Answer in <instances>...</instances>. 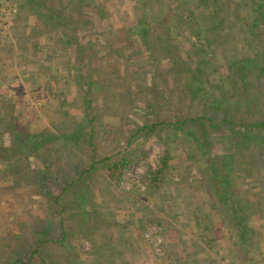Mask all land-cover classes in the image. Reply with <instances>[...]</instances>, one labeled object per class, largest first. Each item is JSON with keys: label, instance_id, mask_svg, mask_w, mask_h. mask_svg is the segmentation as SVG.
I'll return each mask as SVG.
<instances>
[{"label": "rangeland", "instance_id": "1", "mask_svg": "<svg viewBox=\"0 0 264 264\" xmlns=\"http://www.w3.org/2000/svg\"><path fill=\"white\" fill-rule=\"evenodd\" d=\"M39 2L0 0V144L7 149L2 156L0 147V177L3 176L0 184L6 186L16 181L17 184L18 181L26 184L11 191L18 194L29 191V198L31 192H35L32 205L35 204V213L44 218L42 226L58 234L54 231L59 226L58 207H53L48 202L49 198L38 195L36 191L42 184L45 189L56 194L69 176L75 173L71 163L84 164L90 161L84 138L89 130L94 131L97 157L114 155L116 151H123L126 138L143 122H150L152 117L170 122L171 112L179 113L180 109L183 115L203 113L215 116L221 115L226 105L221 104L216 108L211 102V93L202 90L196 92V83L192 90H187L183 86L187 75L183 74L182 80L177 83H173L170 76H166L167 82L156 80L165 91L173 88L174 93L166 95H178L179 103L167 101L165 106L162 98L158 100L159 105L151 106V71L142 66L147 62H139L140 66L121 64L116 68L117 75L110 74L112 57L99 47L88 46L79 61L71 56L74 51L70 48L68 57L71 59L66 65L64 52L54 37L60 28L46 13L48 10L63 12L69 0H43L42 7ZM99 2H104L109 13L101 11L104 22H113V29L120 30L132 25L137 12L131 0H95V3ZM22 5L24 8L21 9ZM84 10L83 16L92 17L97 24L100 16L96 11L90 14L91 10ZM97 29L108 31L110 28L100 24ZM228 43L236 45L239 52L245 44L240 35L237 40ZM139 57L142 55L135 56V59L140 61ZM167 62L166 59L162 60L163 69L168 67ZM95 68L100 75H94L93 72V78L101 81L102 78L110 77L117 82L113 89L118 93H103L96 84H87L82 80V72H92ZM261 83L263 85V80ZM191 93H195V99H190ZM13 127H17V131ZM190 129H197L195 133H199L198 128L192 125L188 127ZM77 130L82 135L80 145L77 138L68 139L66 144L70 154L58 155L56 151L61 150V138ZM184 130L187 131L186 128ZM18 132L24 135L29 133L33 138L22 142L16 137ZM159 137H164V133H141L131 143V148L143 150L144 155L129 163L125 177L138 181L140 194L129 190L128 180L117 184L110 182L99 166L85 175L83 185H87L88 189L80 192V195L86 196V202L80 206L73 200L70 205L69 202L65 205L68 214L66 222L72 231L61 246L49 244L50 258L67 262L65 264H99L93 255L95 243L96 246L113 247V260L110 262L107 257L106 264H119V261H115L118 259L127 261V264H264V186L257 185L259 190L249 189L254 184L251 178L248 185H233L235 192L243 196L244 208L242 206L240 213L242 225L248 228L240 242L232 221L227 215L218 216L216 207L210 203L209 189L201 185L207 183L202 182L198 167L189 165L182 145L170 143L166 146ZM211 137L213 139L214 135ZM44 140L47 141L43 143ZM24 142L33 147L35 145L37 150L32 152ZM198 143L202 150L198 151L205 154L208 147L200 139ZM12 145L13 149L10 147ZM78 145L82 152L74 149ZM209 148L212 155L224 154L223 143L217 138L212 140ZM166 150L169 155L167 171L159 185L160 189L149 188L146 191L150 187L147 173L158 168ZM8 159L16 163L17 169L4 166L3 163L6 164ZM26 160L28 168L34 170L31 172L35 176L34 181L18 179L26 171L23 169ZM14 171V175L8 174ZM236 177L240 180L239 176ZM211 185L215 187L212 179ZM0 191L6 193L8 189ZM1 192L0 212L15 211L21 216L20 219H27V214L32 210L29 211L28 206L20 210V204ZM25 203L28 205V202ZM248 208L255 212L248 214ZM149 220L156 225L149 224L144 228L143 223ZM196 220L201 222L200 226L194 224ZM208 223L211 225L204 229ZM146 231H152L153 238L159 239L155 246L157 252L145 238ZM211 236H216V242L209 249L204 239ZM78 250L81 251L79 256Z\"/></svg>", "mask_w": 264, "mask_h": 264}, {"label": "trees", "instance_id": "2", "mask_svg": "<svg viewBox=\"0 0 264 264\" xmlns=\"http://www.w3.org/2000/svg\"><path fill=\"white\" fill-rule=\"evenodd\" d=\"M131 1L137 15L132 20V25L129 24L130 26L127 25L126 29L121 28L120 30L113 29L115 25L113 22L108 24L104 22L101 11L109 14L104 2L69 0L63 12L48 10L46 14L60 28L54 37L57 45L64 52L63 57H66V65H69L71 59L70 56L68 57L70 48L74 51L71 56L79 61L88 46L99 47L104 50L106 55L112 57L113 66L109 70L110 74L117 75L116 68L121 64L122 66L128 64L140 66L139 62H147L141 65L146 66L151 71L152 89L149 90L153 101L151 106L159 105L158 100L162 98L165 106L167 101L178 104V95H166V93H174L175 90L171 88L165 91L156 80L165 82L166 76H170L173 83H177L182 80L184 74L187 76L184 78L183 86L187 90H192L194 83L198 84L196 92L202 90L204 93H211V102L216 108L217 106L219 108L221 104L226 105L224 111L221 112V115L215 116L203 113L183 115L179 108V113L171 112L173 115L170 122L152 117L150 122H143L141 127L126 138L123 151L119 150L114 155L101 157H97L95 152L94 131L89 130L88 135L84 138L85 145L89 148L90 161L84 164L81 162L71 163L75 173L73 176L72 174L69 176L64 186H60V190L56 194L45 189L42 184L38 186L36 191L38 195L49 198L48 202L53 207H58L59 226L57 230H54L58 234H53V229L42 226L44 218L35 213V204L32 205V202L35 201L33 198L35 192L32 191L31 198H29V191L25 190L19 194L11 191L26 184L19 181L17 184L16 181L7 184L8 188L0 184V190L8 189L6 193L0 191L1 194L13 198L15 203L21 205L20 210H23L24 206H28L29 211L32 210L27 214V219L24 220L20 219L21 216L15 211L5 212L2 210L0 212V264L67 263L50 258L49 247V244L61 246L72 231L69 223L66 222L68 214L65 205L67 202L70 205L74 200L83 206L86 202V196L80 195V192L88 189L87 185H83L86 180L85 175L87 176L91 171H94L97 166L102 168L110 182L117 184L122 180H128L129 190L136 195L140 194L138 181L125 177V170L129 163L142 158L144 155L143 150L141 151L137 147L131 148L133 138L139 137L141 133L146 135L164 133V137H159V139L166 146L170 143L182 145L185 153H187L189 165L198 167L197 170L202 176V182L208 184L201 185L209 189V201L216 207L218 216L227 215L233 223V228L239 233L237 237L240 242L244 239V232L248 230L246 226L242 225L243 217L240 213V210L244 208V199L241 193L235 192L236 189L233 188V185L238 183L248 185V180L251 178L254 184L249 189L259 190L256 188L257 185L264 186V0ZM32 2H36V0H32ZM39 4L42 7L44 5L43 0H40ZM22 8H24L23 5ZM85 8L86 11L91 10L90 14L96 11L100 18H103H99L95 24L92 17L83 16ZM100 24L102 27L108 26L110 29L98 31L97 28ZM223 31L224 33H222ZM239 35L245 42L244 48H241L240 52L236 45L228 43L237 40ZM85 37L87 39H84ZM183 44L188 45V47H184ZM138 55H142L139 57L140 61L135 59V56ZM163 59L168 60L166 69L161 66ZM93 72L94 75H100L98 69L95 68L92 72H82V80L87 84H96L98 90L103 91V93H118L113 89L117 82H114L110 77L102 78L101 81L96 80L93 78ZM115 97L113 96V98ZM113 98L111 97V99ZM193 98H196L195 93L190 97V99ZM93 119L91 118V120ZM190 125L198 128L199 133H195L197 129L188 130ZM16 128L14 131H17ZM18 134L16 137L20 138L22 142L33 138V135L29 133L24 135V133L18 132ZM213 135V139L217 138L223 143L224 154L221 156L212 155L211 148H209ZM76 138L80 145L79 139L82 138V135L79 130L63 136L61 138V150L56 151V153L69 155L71 151L66 140ZM199 139L202 140V144L208 147L204 151L205 154L201 153ZM46 141L42 142L45 143ZM25 145L32 152L37 150L35 145L34 147L29 144ZM79 145L75 146L74 149L77 152H82ZM13 146L10 147L13 149ZM0 147L3 150V156L7 149L2 144ZM167 151L161 158L158 168L149 170L147 173L146 179L149 181L150 187H147L146 191H149V188L150 190L151 188L160 189L167 171L169 156ZM75 155L78 156V154ZM5 162L6 164H3L6 168L11 166L17 169L13 160L8 159ZM205 162L208 164L206 165ZM23 169L26 171H23L18 179L34 181L35 176L31 174L34 170L28 168L27 160ZM8 174L14 175L15 171L8 172ZM236 176H239L240 180ZM211 179L214 181L215 187L211 185ZM1 198L0 200H2ZM25 202H28V205ZM1 209L0 206V211ZM248 212V214H252L255 211L248 208ZM46 220L48 221V216ZM11 224L13 227H10ZM149 224L156 225L152 220H149L143 223V227L145 228ZM194 224L200 226L201 222L196 220ZM210 225L208 223L204 229L209 228ZM205 242L209 248L213 247V241ZM93 244V255L97 261L99 260V264H106L107 257L108 261L112 262L113 247ZM80 253L81 251L78 250V256ZM115 261H119V264H127L125 260L118 259Z\"/></svg>", "mask_w": 264, "mask_h": 264}, {"label": "built area", "instance_id": "3", "mask_svg": "<svg viewBox=\"0 0 264 264\" xmlns=\"http://www.w3.org/2000/svg\"><path fill=\"white\" fill-rule=\"evenodd\" d=\"M145 238L150 242V244L152 245L154 251L157 252L158 249L155 246H156V241L158 243L159 242V239H157V238L154 239L153 238L152 231H146Z\"/></svg>", "mask_w": 264, "mask_h": 264}, {"label": "crops", "instance_id": "4", "mask_svg": "<svg viewBox=\"0 0 264 264\" xmlns=\"http://www.w3.org/2000/svg\"><path fill=\"white\" fill-rule=\"evenodd\" d=\"M216 236H211V237H209V238H207V239H204V240H206V241H213V244L216 242ZM197 240H195V241H192V242H196ZM200 242V241H199ZM204 242V241H203ZM212 244V245H213ZM208 248H209V246H208ZM211 248V247H210ZM209 248V249H210ZM209 249H207L208 251H209Z\"/></svg>", "mask_w": 264, "mask_h": 264}]
</instances>
